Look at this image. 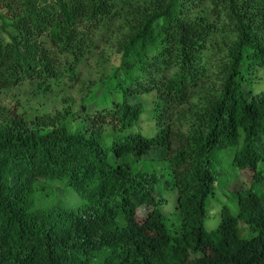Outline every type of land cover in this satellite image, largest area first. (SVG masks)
I'll return each mask as SVG.
<instances>
[{"label":"trees","instance_id":"trees-1","mask_svg":"<svg viewBox=\"0 0 264 264\" xmlns=\"http://www.w3.org/2000/svg\"><path fill=\"white\" fill-rule=\"evenodd\" d=\"M105 52L119 62L107 74ZM95 57L101 76L76 110L1 100L26 83L37 97L72 88ZM259 70L264 0H0V264H264ZM144 108L154 135L137 128ZM229 147L250 183L207 232ZM155 149L162 164L138 166Z\"/></svg>","mask_w":264,"mask_h":264},{"label":"rangeland","instance_id":"rangeland-1","mask_svg":"<svg viewBox=\"0 0 264 264\" xmlns=\"http://www.w3.org/2000/svg\"><path fill=\"white\" fill-rule=\"evenodd\" d=\"M108 47L105 49L107 50ZM107 57H110L109 63L104 67L105 74L110 72L111 64L118 65V59L113 57L111 53L105 52ZM100 67L97 64L96 57L89 60L87 65L81 69L80 73V81L75 84L72 88L68 86H62L61 91H58L55 95H47V96H34L31 94L32 85L30 83H26L19 88H14L7 92L4 95H1V100L4 104H8L11 108H16L15 105H19L21 108H25L28 112H53L56 110H61L63 107L71 106L73 110L78 109L81 103V97L84 96L86 92V85L92 83V85L99 79L101 76ZM257 78L249 83V90L252 93L264 92V72L258 71ZM98 84H95L97 87ZM101 90L97 91V94L100 93ZM140 101V95H136L134 97V101ZM152 98L150 97L146 103L147 110L150 108V102ZM2 102V103H3ZM96 103H92L90 106H94ZM145 106V104H144ZM38 110V111H37ZM138 130L143 132L144 135L150 136L154 135L155 128L153 123L149 120V113L145 111L140 116ZM153 133V134H152ZM155 149L149 155L144 156L139 162L138 166H149L148 168H153L154 166L158 167L162 164V159L164 156V149ZM235 154V148L229 147L226 150H222L214 159L216 163L215 166L217 168V182L215 184V194L212 196V199H209L208 204H210L209 209L206 211V219L204 222V227L207 232L214 231L218 228L221 223V214L220 210L224 206H226L228 210V216H234L237 212V203L233 194V191L236 189H246L250 183L249 177L246 176L248 174L239 173L238 169L232 166L233 157ZM152 159L151 161H147L143 163L145 160ZM164 163V161H163ZM147 169V167H145ZM248 173V172H247ZM161 194L166 199L167 204L162 208V211L168 214V217L173 220H177V217L174 211L175 201H176V193L172 189L162 190ZM59 198L62 200H66L69 205H74L78 202V197L72 191L65 189L60 192ZM210 202V203H209ZM147 210L144 208L138 209L137 216L140 219ZM242 223L239 224L241 226ZM171 227V223L169 224ZM242 237H249V235H243Z\"/></svg>","mask_w":264,"mask_h":264}]
</instances>
